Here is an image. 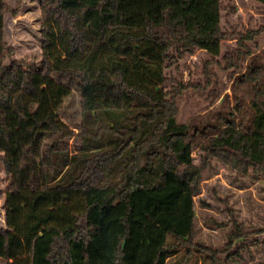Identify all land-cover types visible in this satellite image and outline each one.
Returning <instances> with one entry per match:
<instances>
[{
    "label": "trees",
    "instance_id": "16d2710c",
    "mask_svg": "<svg viewBox=\"0 0 264 264\" xmlns=\"http://www.w3.org/2000/svg\"><path fill=\"white\" fill-rule=\"evenodd\" d=\"M40 1L41 56L27 62L13 58L0 0V258L179 264L210 157L264 174V64L249 66L244 94L215 123H182L179 93L165 88L168 61L220 54L221 0ZM64 76L81 93L75 128L59 115L73 93Z\"/></svg>",
    "mask_w": 264,
    "mask_h": 264
},
{
    "label": "rangeland",
    "instance_id": "374dc122",
    "mask_svg": "<svg viewBox=\"0 0 264 264\" xmlns=\"http://www.w3.org/2000/svg\"><path fill=\"white\" fill-rule=\"evenodd\" d=\"M6 40L13 58L40 60L43 5L40 0H5ZM223 41L219 55L206 50L174 54L168 61V92H178V119L186 124L216 122L236 105L240 84L253 62L264 64V6L255 0H221ZM73 90L59 111L71 127L81 122L78 80L63 77ZM246 96V95H245ZM78 132V130H77ZM80 141L70 142L77 151ZM203 152H194L199 164ZM8 178L0 158V228L6 226L4 202ZM196 228L189 249L175 259L181 264H264V174L236 169L210 157L195 197ZM239 229L240 237L231 238ZM232 232V233H231ZM235 235V234H234ZM185 256V259L182 257ZM0 264H7L0 258Z\"/></svg>",
    "mask_w": 264,
    "mask_h": 264
}]
</instances>
